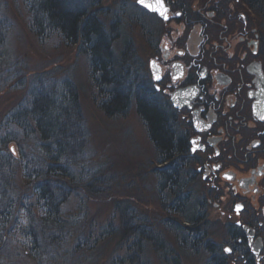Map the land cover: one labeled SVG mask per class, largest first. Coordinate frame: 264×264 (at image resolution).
Listing matches in <instances>:
<instances>
[{"label": "rangeland", "instance_id": "rangeland-1", "mask_svg": "<svg viewBox=\"0 0 264 264\" xmlns=\"http://www.w3.org/2000/svg\"><path fill=\"white\" fill-rule=\"evenodd\" d=\"M98 5L101 19L108 23L113 19L114 30L120 36L112 44L114 56L119 57L123 43L127 42L136 57L141 47L137 27L140 15L138 7L128 0H99ZM257 10L264 13V0L257 3ZM30 11L27 0H0V37L3 35L0 40V129L4 128L7 114L26 99L33 76L44 73L50 78L52 76L53 82L69 80L77 90L79 108L88 134L81 159L84 167H76L73 171L92 178L90 182L95 189L102 188L100 193L92 194L84 189L82 180L67 184L71 194L62 205L61 212L70 226L71 238L66 241L53 264H128L126 261L130 258L131 262L137 259L142 264H170V254L180 264H206L208 254L203 249L196 251L179 243L180 235L192 237L181 226H191L183 223L185 220H170L172 216L162 203L167 204L168 193L158 191V177L155 175V169L160 168L161 164L156 159L155 149L134 105L131 104L123 116H105L98 106L101 95L90 79L87 58L78 54L76 47L63 42L55 33H50L48 38L38 39L32 31ZM135 57L133 59L138 64ZM131 68L134 72L135 66ZM48 75L45 77L49 78ZM14 136L18 143L10 142L6 149L14 159V174L8 186L17 192L21 200L28 196L30 186L23 182V174L18 170L19 158H33L37 152L35 141H23L18 135ZM95 182H99L100 186H95ZM117 203L131 209L130 216L126 215L127 221L133 222L138 217L142 226L152 228L148 229L149 234L158 238L166 255H162L153 242L144 241L143 238H140L138 248L128 242L129 237L121 240L119 211L115 208ZM187 206L191 216L199 217L196 229L205 231L206 239L201 244L206 241L213 245L221 242L216 246L222 253L224 246L228 245L223 242L225 234L229 232L227 223L219 218L217 210L210 205L203 206L194 197H188ZM8 224L4 228L10 226ZM108 226L112 233L104 236ZM171 226H177L179 234ZM8 236L5 242H0L3 244L0 264H36L37 259L27 252L31 246L22 236V231L12 228ZM78 242L79 250L74 253ZM228 259L229 264H235L239 258L233 254ZM44 264H52V261L47 260Z\"/></svg>", "mask_w": 264, "mask_h": 264}, {"label": "flooded vegetation", "instance_id": "flooded-vegetation-1", "mask_svg": "<svg viewBox=\"0 0 264 264\" xmlns=\"http://www.w3.org/2000/svg\"><path fill=\"white\" fill-rule=\"evenodd\" d=\"M128 1L140 10L136 74L144 93L172 112L185 139L173 161L182 165L189 199L210 205L227 223L228 245L220 253L227 262L234 254L236 263L264 264V13L258 1L162 0L167 18ZM159 2L145 0L152 7Z\"/></svg>", "mask_w": 264, "mask_h": 264}, {"label": "trees", "instance_id": "trees-1", "mask_svg": "<svg viewBox=\"0 0 264 264\" xmlns=\"http://www.w3.org/2000/svg\"><path fill=\"white\" fill-rule=\"evenodd\" d=\"M98 3L99 0H27V7L33 18L32 31L41 40L48 38L50 33H55L63 42L76 47L78 54L87 58L90 79L101 95L98 106L105 116H123L131 104L134 105L155 149L156 159L161 164L160 168L155 169V175L158 177V191L168 193L167 204L164 201L162 203L172 216L170 220L181 219L188 226L195 225L198 218L191 216L187 206L188 193L185 190L187 188L182 165H176L173 161L175 155L184 150L185 139L175 125L174 115L164 106L147 99L142 92L136 78L138 64L133 59L135 55L129 44L124 42L119 57L114 56L112 44L120 36L114 30L113 19L109 23L101 19L97 11ZM132 64L135 66L134 72ZM47 75L41 73L32 77L26 99L7 114L4 128L0 129V242L8 239L12 228L20 229L31 246L27 252L37 259L36 264H44L47 260L53 264L66 241L71 238L70 226L61 212L62 205L71 194L67 184L72 185L82 180L84 189L88 192L98 194L102 190L94 188L90 182L92 178L73 171L79 166L81 169L84 164L81 159L88 137L77 90L69 80L53 82L54 78L51 76V80L50 75L49 78L45 77ZM14 135H18L23 141H35L37 152L36 157L19 158L18 170L23 174V182L30 186L28 196L21 200L18 199L17 192L8 186V181L12 180L14 174V159L6 149L10 142L18 143V139L13 138ZM95 186H100V183L95 182ZM123 205L117 203L115 206L121 222V240L129 237L128 242L138 248L139 240L143 238L144 241L153 242L161 254L166 255L158 238L149 234L148 229L152 228L142 226L138 217L133 222L127 221L126 215L130 216L132 211ZM6 224L10 226L4 228ZM181 227L190 232L192 237L180 235V244L196 251L203 249L208 254L206 264H229L220 254L218 246L210 241L201 244L206 239L201 230ZM173 230L179 234L177 226ZM108 232H111L110 226L105 230L104 236ZM2 248L1 243L0 251ZM78 250L79 242L73 252ZM170 255V264H180L173 254ZM126 262L142 264L137 259L131 262V258ZM235 264L255 263L240 259Z\"/></svg>", "mask_w": 264, "mask_h": 264}, {"label": "snow or ice", "instance_id": "snow-or-ice-1", "mask_svg": "<svg viewBox=\"0 0 264 264\" xmlns=\"http://www.w3.org/2000/svg\"><path fill=\"white\" fill-rule=\"evenodd\" d=\"M140 2H141L142 4H144L145 7H149V8H151L153 11H157V12H159L162 16H164V18H167V15H166L167 9H166V7L162 4V0H160V2H159V4H158L157 7H152L151 4H146V3H145V0H140ZM161 8H163L164 10L161 11Z\"/></svg>", "mask_w": 264, "mask_h": 264}, {"label": "bare ground", "instance_id": "bare-ground-1", "mask_svg": "<svg viewBox=\"0 0 264 264\" xmlns=\"http://www.w3.org/2000/svg\"><path fill=\"white\" fill-rule=\"evenodd\" d=\"M139 3V2H138ZM142 88V87H141ZM142 92H144L143 90H142ZM145 94V96H146V98L147 99H151V98H153L152 96H150V95H148V94H146V93H144ZM171 103H172V107H173V109H179L180 108V106L179 105H177L176 103H175V101H173V99L171 100ZM171 112V111H170ZM172 113V112H171ZM143 123V122H142Z\"/></svg>", "mask_w": 264, "mask_h": 264}, {"label": "water", "instance_id": "water-1", "mask_svg": "<svg viewBox=\"0 0 264 264\" xmlns=\"http://www.w3.org/2000/svg\"><path fill=\"white\" fill-rule=\"evenodd\" d=\"M138 2L141 3L140 0H138ZM141 4H142V3H141ZM143 5H144V4H143ZM148 8H149V7H148Z\"/></svg>", "mask_w": 264, "mask_h": 264}]
</instances>
